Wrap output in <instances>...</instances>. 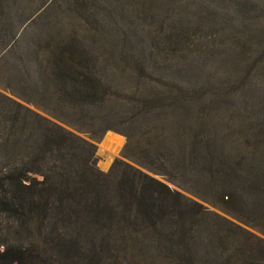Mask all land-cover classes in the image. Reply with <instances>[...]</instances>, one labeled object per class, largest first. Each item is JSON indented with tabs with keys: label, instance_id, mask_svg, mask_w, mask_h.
Returning a JSON list of instances; mask_svg holds the SVG:
<instances>
[{
	"label": "rangeland",
	"instance_id": "rangeland-1",
	"mask_svg": "<svg viewBox=\"0 0 264 264\" xmlns=\"http://www.w3.org/2000/svg\"><path fill=\"white\" fill-rule=\"evenodd\" d=\"M61 51L89 59L104 101L45 80ZM52 125L103 173L121 161L185 199L158 200L153 229L122 206L115 247L42 264H264V0H0V173L42 166ZM35 224L0 211V248L43 249Z\"/></svg>",
	"mask_w": 264,
	"mask_h": 264
},
{
	"label": "trees",
	"instance_id": "trees-1",
	"mask_svg": "<svg viewBox=\"0 0 264 264\" xmlns=\"http://www.w3.org/2000/svg\"><path fill=\"white\" fill-rule=\"evenodd\" d=\"M51 63V76H46L45 80L57 87L61 84L59 89L66 93L68 84H72L74 105L94 107L110 95L109 87L90 69L87 57L61 51L51 57ZM48 130L51 134L35 148L46 152L35 160L36 165L42 166L24 172L0 173V211L11 214L25 228L35 221L36 231L40 235L44 233V248L34 244L5 246L0 248V264L78 260L76 249L89 251L87 258H92L101 254L104 247L116 246L114 231L122 206H130L128 211H135L146 220L147 228L153 229L159 225L154 215L158 200L169 198L182 203L185 199L164 181L121 161H117L110 172L103 173L96 166L94 144L75 137L61 126L52 125ZM71 148L73 153L70 154ZM53 152L56 156L52 161L49 154ZM145 166L154 173L169 176L177 170ZM29 172L41 174L43 178L37 179ZM226 196L232 201L231 196ZM188 202L202 214L199 202L187 201L186 204Z\"/></svg>",
	"mask_w": 264,
	"mask_h": 264
}]
</instances>
